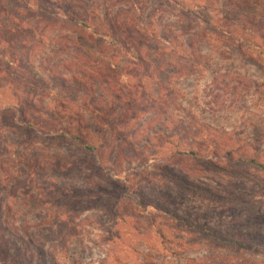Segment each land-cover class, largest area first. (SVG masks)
I'll use <instances>...</instances> for the list:
<instances>
[{"label":"rangeland","instance_id":"374dc122","mask_svg":"<svg viewBox=\"0 0 264 264\" xmlns=\"http://www.w3.org/2000/svg\"><path fill=\"white\" fill-rule=\"evenodd\" d=\"M57 1L154 67L82 34ZM244 32L264 55V0H0V229L33 264H264V169L231 160L264 161V66ZM75 121L74 142L97 148L56 135ZM157 198L225 242L178 226Z\"/></svg>","mask_w":264,"mask_h":264},{"label":"trees","instance_id":"16d2710c","mask_svg":"<svg viewBox=\"0 0 264 264\" xmlns=\"http://www.w3.org/2000/svg\"><path fill=\"white\" fill-rule=\"evenodd\" d=\"M169 1L171 2V0ZM175 2H176L175 4H177V7L179 8L178 10L181 11L184 15L192 14L193 11L197 12L203 9V6L199 3H195L194 7H191V6L185 7L182 1H175ZM60 3H61L60 1H57V4L53 7V9L56 11V13L59 16H61L64 19L70 20L76 26L78 30H81L82 32H84L82 34H84L85 36H89L91 38L109 39L111 40L110 42H112L114 45H118L119 49L126 51L131 56V58L143 68H145V66H149V67L151 66V68L154 67V65L149 60L141 56L140 53L136 51V49L130 44L129 41L124 40V39L123 41H119L111 32L106 31L105 29L100 27L98 24H96L93 21L92 17L90 18L89 16L84 17L82 14L79 13L78 9H70L66 5H64L63 7ZM178 4H181V5H178ZM84 11L86 14H90L88 9H85ZM242 36L243 38H239L240 48L243 51L249 53L251 56H253V58H255L256 61L260 62L264 66V55L262 54L263 51L261 50V48L263 47L260 46V44L254 40L256 38L253 37L252 35L244 32L242 33ZM166 44L171 45V41L170 40L166 41ZM126 47L127 49H125ZM8 61L14 62V59L9 58ZM29 66L31 69V72H29V75L31 76L32 80L34 81L36 85L43 87V89L47 92H50V93L53 92L58 97L60 96L62 97L61 89L52 85V83L35 68L32 62L29 63ZM148 70L150 69L148 68ZM149 78L153 79L154 82L156 81L155 83L156 85L161 86V83L159 82L157 77H155L153 74L151 76L149 75ZM144 85H146V81ZM73 110L77 111V109H73ZM89 110H90L91 116L94 119L96 118L103 119V116L100 113L92 109H89ZM77 115H80V113H77ZM63 124L64 126H66L67 131L64 129H61L58 133H56V135H58L59 133H62V136L64 135L65 140L72 139V138H73V142L77 140V137H75L74 129L72 127L74 126V124L75 125L77 124V126L80 125L81 121H77V122L75 121V123H71V124L68 123L69 126L67 125V122ZM97 140L98 142L101 141V139L99 138ZM74 143H77V144L81 143L85 147H88L91 149L97 148L96 147L97 144L95 142L90 143L87 138H81L80 143L78 142H74ZM130 144L132 146H135L132 143ZM191 154H194V153L191 152ZM194 155L198 156V153H195ZM231 160L239 164H241L242 162L243 163L246 162L252 165V167L264 169V161H262L260 157L244 155V156H240V157H237L236 159H231ZM224 165H225L223 166L224 172H226L227 174H233V173L235 174L233 170V166H228L226 162L224 163ZM166 176L171 177L170 174L168 173ZM189 185H190V188H193L197 191H203V192L208 193L207 190H209V194H215V193H212L210 189H206L205 187L201 185H195L193 183H189ZM136 193L137 192H135L134 195L129 193L128 197H130L131 199L137 200L136 197L138 195ZM154 202L156 203V207H158V209L170 214L174 218L175 220L174 222L178 226H181L182 228H184L186 231L199 234V235H205L214 242L222 243V241H224L222 240V237L218 234V232L215 229L202 226L196 222L191 221L190 218L174 212L172 209L162 204L160 201V198L155 199ZM135 203H137V201H135ZM144 207L148 208L146 206ZM0 231H1L0 232V245L3 246V248L0 246V264H33L30 261V258L28 255L29 247H28L27 241L22 236L15 233L14 231L5 230L3 228H1ZM229 242L235 243L236 245L240 244L239 242H236V241H229Z\"/></svg>","mask_w":264,"mask_h":264}]
</instances>
